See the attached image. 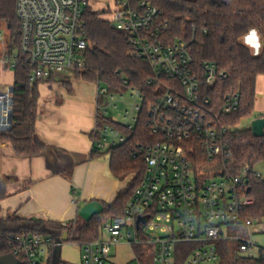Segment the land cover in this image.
<instances>
[{
    "label": "built area",
    "instance_id": "2783aa9c",
    "mask_svg": "<svg viewBox=\"0 0 264 264\" xmlns=\"http://www.w3.org/2000/svg\"><path fill=\"white\" fill-rule=\"evenodd\" d=\"M108 1L100 17L127 34L132 55L150 64L148 83L156 92L146 113L156 141L140 146L133 155H144V178L124 214L105 223L107 239L102 236L81 246V264H120L112 249L123 244L133 251V259L126 264H222L220 243L227 241L238 246L230 264H264V247L253 240L263 221L243 217L244 210L254 205L247 197L250 167L245 165L236 175L221 170V165L233 159L232 129L224 125L222 116L238 111L240 95H227L222 107L216 106L204 86L226 75L215 63L197 65L187 43H167L168 24L161 20L157 7L145 0ZM91 3L17 0L20 53L10 52L8 33L0 28V135L8 133L13 123L12 83L20 54L32 68L31 85L71 80L86 67L90 44L82 14ZM97 96L102 100L98 118L110 117V110L127 104L120 121L110 118L126 130L135 129L144 111L145 97L140 91L115 94L98 85ZM127 141L115 127L105 124L94 131L93 149L103 153ZM255 175L264 178L259 170ZM146 216L145 223H138ZM62 225L68 227L69 223ZM240 229L247 237L232 236ZM10 242L11 254L25 264H49L65 243L62 237L39 234L10 236ZM184 245L188 247L179 248ZM187 253L180 263L179 257ZM235 259L242 261L233 263Z\"/></svg>",
    "mask_w": 264,
    "mask_h": 264
},
{
    "label": "trees",
    "instance_id": "16d2710c",
    "mask_svg": "<svg viewBox=\"0 0 264 264\" xmlns=\"http://www.w3.org/2000/svg\"><path fill=\"white\" fill-rule=\"evenodd\" d=\"M157 7L161 12V20L167 22L168 31L164 40L173 44L182 41L188 44L189 50L197 65L204 62L215 63L225 78L217 79L204 89L212 97L217 107H222L227 95H240L238 111L223 115L222 122L230 127L229 134L233 159L221 170L232 175L238 174L245 165H249L247 177L249 192L247 197L254 200V205L244 210V218L264 220V178L257 177L255 172L259 165L264 168V136L255 137L251 127L237 129L246 119L259 118L255 114L257 100V82L264 77V47L262 53L253 55L251 48L242 43L248 30L255 27L264 42V0H145ZM17 0H0V24H4L8 32L11 53H20L22 38L21 21L16 11ZM82 19L87 28L89 47L86 51V67L77 71L76 80L95 83L106 87L110 93H126L137 89L145 97L144 111L132 131L124 129L110 117L100 116L98 126L112 125L128 141L118 147H112L103 153H94L93 157L109 155V167L113 176L124 181L134 175L131 187L121 191L112 204H104L101 215L87 222L79 215L68 227L62 224L43 220H27L13 214L7 218L2 216L1 203L9 198L8 179L0 180V264L5 255L12 253L10 236L39 234L54 239L68 233V243L82 246L102 237L106 222L124 214L126 205L135 189L142 182L146 163L144 155L133 157L139 147L145 148L156 141L147 125L146 107L156 92V87L148 83L152 76L150 64L146 60L132 55V45L127 34L114 28L109 21L100 17V13L90 6L86 7ZM32 68L23 56L13 76V123L6 134L0 135V142L10 143L15 152L22 156H38L44 154L46 145L36 134L38 104L40 99L39 84L31 85ZM65 177L71 178L74 164L70 157ZM59 174V169H55ZM188 247V246H179ZM235 242L220 243L223 257L222 264H230L231 254L236 253ZM178 248V249H179ZM140 254L139 247L135 248ZM184 254L179 257L182 263ZM233 263L241 262L240 259ZM61 263V262H60ZM245 263H253L246 261ZM25 264V263H19ZM49 264H59L56 258ZM63 264H70L63 261ZM81 264V263H80Z\"/></svg>",
    "mask_w": 264,
    "mask_h": 264
},
{
    "label": "crops",
    "instance_id": "0c3cea01",
    "mask_svg": "<svg viewBox=\"0 0 264 264\" xmlns=\"http://www.w3.org/2000/svg\"><path fill=\"white\" fill-rule=\"evenodd\" d=\"M39 91L36 134L46 150L42 155L22 156L10 143L0 142V180L10 181V196L1 203L2 216L16 214L27 220L70 223L89 202H115L125 182L113 176L108 159L93 157L94 131L102 104L98 85L56 80L40 83ZM260 98L257 89L256 108ZM257 111L262 117L264 106ZM65 153L75 165L70 179L64 175L69 163ZM132 259L131 249L130 258L118 263Z\"/></svg>",
    "mask_w": 264,
    "mask_h": 264
},
{
    "label": "rangeland",
    "instance_id": "374dc122",
    "mask_svg": "<svg viewBox=\"0 0 264 264\" xmlns=\"http://www.w3.org/2000/svg\"><path fill=\"white\" fill-rule=\"evenodd\" d=\"M107 3H109L108 0H92L91 8L94 11L98 12V13H102L104 11V8H106ZM0 28L5 34L8 33L7 32V28H6V26L4 24H0ZM242 43H244V38L242 39ZM260 44H261L260 53H262L263 47H264V42H263V38L261 36H260ZM8 46H9V41H8ZM15 53L18 54V52H15ZM7 79L10 80V77L7 76ZM74 79L76 80V77ZM257 89L260 92V95L262 96V98H260V100H258L257 108L255 107V114H258L257 110L264 106V77L263 76H261L258 79ZM128 100L129 99H127V102H128ZM127 108H128L127 104H121L120 103L119 104V109L117 111L110 110V117H112L114 120L120 121L122 119V117H123L124 110H126ZM251 122H252L251 119H246L237 127V129L250 128L251 127ZM105 158L109 159V155L106 154ZM257 169L264 176V168H263V166L259 165L257 167ZM132 176L133 175H129L123 181V182H125V189H128L129 187H131V184H130V182H131L130 180L131 179L130 178ZM260 230L261 231H260L259 234L254 235L253 240L258 246L264 247V220H263V224H262ZM232 236L247 237L246 231L244 229H240V231H238L236 233H232ZM103 237L105 239H107L108 234L106 233V231H103ZM130 250H131V248L129 246L125 245V244L117 246V247H114L112 249V253L117 256L115 261L123 262L124 260L130 258ZM61 257H62V261L66 262V263L80 264V261H81V247L78 244L65 242L62 245V247H61Z\"/></svg>",
    "mask_w": 264,
    "mask_h": 264
},
{
    "label": "water",
    "instance_id": "95a60500",
    "mask_svg": "<svg viewBox=\"0 0 264 264\" xmlns=\"http://www.w3.org/2000/svg\"><path fill=\"white\" fill-rule=\"evenodd\" d=\"M251 130L255 137H263L264 136V115L260 118L254 119L251 122ZM104 211V206L102 203L98 201H92L85 204L79 211V216L82 217L85 221H91L95 216L101 215ZM149 219L148 216L139 218V222H146ZM32 220L37 221V218H33ZM62 240L66 242L68 240V233L65 232ZM54 257L56 258V262L59 264H63L61 259V248H58ZM2 262L4 264H19L20 262L16 260L15 256L12 254L5 255L2 258ZM61 262V263H60Z\"/></svg>",
    "mask_w": 264,
    "mask_h": 264
},
{
    "label": "clouds",
    "instance_id": "9594fccd",
    "mask_svg": "<svg viewBox=\"0 0 264 264\" xmlns=\"http://www.w3.org/2000/svg\"><path fill=\"white\" fill-rule=\"evenodd\" d=\"M244 43L251 47L253 55L260 54V33L255 27L248 30V33L244 37Z\"/></svg>",
    "mask_w": 264,
    "mask_h": 264
}]
</instances>
